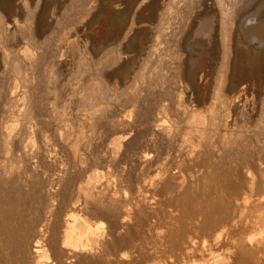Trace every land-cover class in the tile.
I'll return each mask as SVG.
<instances>
[{
  "label": "bare ground",
  "instance_id": "bare-ground-1",
  "mask_svg": "<svg viewBox=\"0 0 264 264\" xmlns=\"http://www.w3.org/2000/svg\"><path fill=\"white\" fill-rule=\"evenodd\" d=\"M219 1L211 0L208 8L214 9L219 5L218 3L222 5ZM231 1L228 3L232 4L234 9L238 1ZM9 2L10 0H0V10L8 13L5 8ZM41 2L42 0H36V8L43 9L40 25L44 17L43 13L46 12L49 4L46 1L43 4ZM117 2L119 0H104L105 6L95 18L99 20L104 13L110 14L112 18L109 19L112 29L105 34V46L110 45V47L105 50L114 52L110 60L113 65L118 63L114 69L125 80L132 69L134 60L128 53L137 51L134 41L139 37L137 34L139 31H136L132 37L130 33L134 30L133 26H127L124 21L114 16L115 12L123 11L128 3H132V0ZM20 4L18 8L24 5V3ZM220 5L219 9L217 8L219 15H226L225 25L222 26L219 34L223 48V61L221 76L213 89V98L219 100L223 97L222 103L227 107L234 106L239 110H236L239 112L237 115L242 117L247 115V112L251 113L249 117H255L259 107L261 110L258 112V118L255 117L256 123L254 122L252 126L246 125L245 128L240 129V133L235 129L238 126L235 122L229 125L226 122L220 123L222 120L216 121L219 118L216 113V102L207 107V110H211V113L208 111L211 118L207 116L209 119L207 125V119L202 118L197 121L198 118H194L197 116L196 112L188 109H185L186 111L184 110L180 116L174 115V121L169 123L164 118L158 120L160 110H156V107H147L145 102L148 97H141L140 91L130 93L127 90L128 86L124 83L125 87L114 94L117 99L126 98L136 109L134 121L128 123L132 112L123 114L121 120L116 119L118 111L115 107L117 106L113 108L115 104L113 106L111 103L105 104L106 90L100 87L96 89L92 81L88 84L83 83V87L77 90L76 95L65 93V90H58L55 87L51 94L45 83L44 85L41 82L33 84L31 79L26 78L27 76L20 75L17 69L12 71L13 75L10 77L13 81L7 84L8 80H6V90L3 94L0 92V264H264V241L253 239L255 231H258L259 235H264L262 213H257L260 214L256 215L257 218L253 217L256 219L252 221L253 236H240L235 244L233 243V248L227 246L228 250L225 253L218 252L222 244L216 248L218 244L215 241L213 246L205 248L207 254L202 248L204 245L201 247L204 251H199V255L194 254L193 248L190 250L188 246L192 239L188 240L189 236L185 235L186 229L191 227L200 231L213 230L220 223V220L216 218L214 220L213 217L221 215L225 219L232 216V219L236 218L235 214L241 207L232 204L234 193H229L226 189L232 179L235 183L241 178L244 179L248 184L246 199L255 197L253 203L264 205V193H260L259 188L260 183H264L261 177V171H264V160L251 159L248 152L249 146L253 143L252 137L258 144L264 140V130L261 128L264 122V88L262 91L257 90L261 87L252 81L246 82L248 78L246 69L250 64L251 68L264 72V9L250 17L245 24L238 26L228 42L225 39L226 29L232 15L229 12V15L223 13L224 8ZM24 6L25 10L28 9L26 5ZM210 10L208 9V23L217 16V12L213 11L214 14ZM17 19L15 18V21ZM6 23L7 19L4 20L3 25ZM36 29L39 30L41 27L38 26ZM210 29L208 25V44L213 39ZM161 32H163L162 28L156 30L157 34ZM88 39L89 36L86 38L87 43L82 53L85 57L94 59L100 54V50L104 49V44H101V41L94 42L93 39ZM4 42L0 38L2 55L8 49V44ZM47 46L48 44H45L39 59L33 63H31L33 59L29 61L24 59L32 56L31 51L25 46L18 50V54L24 57L21 60L24 59L27 65H34V68L38 70L40 63L45 59L52 60L57 55L47 52ZM230 54L233 55L234 67L230 65ZM61 55L60 52L58 57ZM162 55L163 52L157 51L156 48L149 49V56H155L159 62L163 59ZM236 59L239 61L235 62ZM85 61H82L83 65ZM94 64L93 66L97 65V63ZM192 64L193 57L189 47V55L181 62L182 77L175 81V84L186 89L190 88L188 91L194 95L195 85L197 82L201 83L203 79L200 78L197 81V76L192 71ZM142 76L143 74L140 75L141 78ZM159 79L162 84L166 83L164 76ZM114 86H111V89ZM246 88L253 93L257 90L259 102L256 108L246 109L242 104ZM180 97L182 96L177 97V100L179 98L181 101ZM74 101L87 105V108H94L79 113L77 107L75 112L68 115L69 117L63 115L67 105L72 102L75 104ZM229 107L228 110H230ZM184 108L190 107L184 106ZM149 119L154 121L151 120L150 123ZM157 121L160 124H157ZM146 124H151V127ZM104 129L115 130L118 134L113 140L110 139L111 146L108 147L100 138ZM218 130L222 131L219 140L221 145L213 140ZM46 131L50 132H48L49 135ZM234 132L237 135H234ZM242 133L250 135L243 136ZM35 140L38 143L36 146H34ZM211 147L213 151H219L222 154L211 155L209 152ZM155 148L158 151H166L169 157L168 152L173 153V148H176L174 157H182L177 171L182 172L188 167L195 168L196 176H183L179 183L176 182L178 184L175 185L177 186L175 190L172 189L175 184L174 175L169 168L159 173L156 171L158 177L146 178V171L155 164V161L151 160L150 152ZM258 150L261 153L264 147H259ZM110 155L111 158L108 160L107 157ZM116 156L118 159L112 160V157L114 159ZM108 161L112 162L114 167L112 180L101 182V177H98L100 181L98 182L94 180V177L90 180L88 178L90 175L87 177L88 180H84L88 167ZM146 192H150V195ZM160 216L166 217L169 224L164 241L169 243L176 252L173 261L170 258L168 263L161 258L163 252L160 246L163 242L160 234L163 233L158 231L159 227L155 223ZM249 223L251 225V222ZM236 226L238 227V224ZM205 237L203 241H206ZM205 241L202 244H206ZM190 243L192 244V241Z\"/></svg>",
  "mask_w": 264,
  "mask_h": 264
},
{
  "label": "rangeland",
  "instance_id": "rangeland-1",
  "mask_svg": "<svg viewBox=\"0 0 264 264\" xmlns=\"http://www.w3.org/2000/svg\"><path fill=\"white\" fill-rule=\"evenodd\" d=\"M45 1L49 4H48L46 12L43 13L44 17L42 19L41 25L39 24V22H40V17L42 16L41 11L43 9L41 7L36 8V5H37L36 0H31V1L30 0H10V2L7 5V8H5V10L7 9L6 11L8 13L3 12L2 9L0 10V38H2L3 42L6 38L4 43L8 44L7 45L8 49L5 51L6 53L4 52L5 54L3 53L2 55L1 54V52H3L2 44L0 43V58H1L0 59V92L2 94L6 90L5 88L6 85L10 81H13L10 77V75H13L12 71L17 69L16 71H18L20 75L24 74L25 77L27 76L26 78L31 79L33 84H38L39 82H41V84L44 85L45 83L46 88L48 87L49 89L48 92H50L51 94L53 93V87H55V89H58V90L59 89L65 90V93H71V94L73 93L74 95H76L77 90L83 87V83L88 84L92 81L96 89L100 87L101 89L103 88L104 90H106V94L104 95L105 96L104 98L106 100L103 98V100H105L104 103L105 104L111 103L112 106L113 104H115L113 108L117 106L115 107L116 111H118L117 112L118 116L116 119L121 120L120 118L123 119L122 117L123 114L129 111L132 112L131 117L128 119L129 121L128 123H131L134 121L136 109L131 105V103L126 98L117 99V97L114 94L116 93L117 90L120 91L125 86H128L127 90H129L130 93H133L135 91L137 92L140 91L139 93L141 94V97L143 98L148 97L147 101L145 102L147 107L149 106L156 107V110L158 111L160 110V113L158 114L160 118H158V120L161 118L162 119L164 118L169 123L173 122L174 115L177 114L180 116L181 114H183L185 109L186 110L188 109V110H194L196 112L194 113L197 116H195L194 118L195 119L198 118L197 121L198 120L200 121L202 118H205V120L207 119L206 120V125H207V122L209 123V119L211 118L209 116L210 115L209 113H211V110H207V107L209 108L210 107L209 105L211 103L216 102L215 103L216 113L219 116V118L216 120L217 122L222 120V122L220 123L226 122V123H229V125H232V123L235 122L238 125V126L235 125L237 127V128L235 127V129L239 130L238 131L239 133H240V129H242L243 127L245 128L246 125L252 126L254 122L256 123L257 120L255 121L256 119L255 117L258 118L257 116L259 115L258 112L261 111L260 107L255 117L254 116L249 117L251 113L249 114V112H247V115L243 116L245 118L244 119L242 116L237 115L239 113L237 111L239 110H237L234 106H230V107L228 106L230 109L228 110L227 105L222 103L223 97H220L219 100H215L213 98L214 97L213 89H215L214 88L215 84L218 78H220L221 76V63L223 61L222 60L223 59V48H222L221 41L219 39V34L221 33L222 26L225 25L224 20H225L226 15L225 14L219 15L217 8L219 9L220 3H218L219 5L214 7L215 9L214 10L213 8H208L209 2L211 0H155V1L154 0H132V3H128L126 7L124 6L125 8L123 11L115 12L114 16L115 17L117 16L120 21H124V23L129 27L133 26L134 30L131 31L130 33L132 37L136 33V31H139V33H137L139 37H137V39L134 41L136 42L135 44H136L137 51L136 52L130 51V53H128V55L134 59L133 65L131 66L132 69L128 72V76L124 80L120 77L119 73H117L114 69L117 67L118 63L113 65L111 62L112 60L111 58H113L114 52L110 53L108 52V50H105L110 47V45L105 46V34H107L108 31L112 29V27L110 26V21H109V19H112V18L110 14H106V13H104L103 17L99 18V20L95 18L96 15H98V13L100 12L101 8L105 6L104 0H42L41 3L43 4ZM120 1L122 0H119V2L117 3H120ZM229 1L228 0L219 1L222 4L220 6L224 8L223 13H227V15L229 14L232 15L230 21H228L230 23H227L228 28L226 29L225 39L228 42L232 39L234 31L235 29L238 28V26L245 24L246 21L250 17L255 16L256 14L259 13L261 9L262 10L264 9V0H237L238 1L237 4L234 5L235 6L234 9L236 8V10L232 9L233 6H231L232 4L230 5V3H228ZM20 3H24V5H26L28 9L25 10V6L23 4L21 8H18L17 6L21 5ZM208 9H211L210 12L212 13H214L213 11L217 12L216 13L217 16H215L213 21L209 23H208ZM18 17L20 20L17 19ZM15 18L17 19V21H15ZM5 19H7V23L3 25ZM208 25L211 27L210 33L213 36V39L211 43L209 44H208ZM38 26L41 27V29L39 30L36 29L38 28ZM158 28H162L163 32H161L160 34H157L156 30ZM29 32H32V33H29ZM35 33L36 34L39 33V35L36 36ZM87 36H89L88 40L93 39L94 42L101 41V44H104L103 45L104 49L103 50L101 49L100 54L94 57V59L89 58V56L85 57L82 53L83 52L82 50L84 49V45L85 43H87L86 42ZM45 44H48L47 52L53 53L54 55L57 54L56 57H53L52 60L51 58H47V60L49 59L48 61L45 59V61L40 63L38 70L37 68H34V65L33 66H31L30 64L27 65V62H25L24 59H27L28 61L29 59L30 60L33 59L31 63L36 62L39 59L40 53L45 49ZM24 46L29 51H31L32 58L31 57L24 58L22 55L18 54V50L20 48L22 49V47ZM111 46H113V44H111ZM189 47L191 48L192 57H193L192 71L195 74V76H197V81L198 79L200 80V78L203 79L201 83L196 81L197 84L195 85L194 95L188 91L190 88L186 89V88H183L182 86L179 87L177 83L175 84V81H177L179 78L181 79L182 77L181 62L183 59L185 60L186 57L189 55ZM150 48H156L157 51L163 52V55H162L163 59L161 60V62L157 61L155 59V56H152V57L149 56ZM130 50H132V48H130ZM58 52L62 53V55L59 57H58V54H59ZM232 56L233 55L230 54L229 61L231 60L230 61L231 67H234L235 64H233ZM22 58L24 59L21 60ZM85 60L86 61L90 60V61L86 62ZM82 61L83 62L85 61L84 65ZM99 61L100 63L102 61V63L101 64L98 63ZM238 61H239L238 59L235 60V62H238ZM92 62L93 64L97 63V65L93 66ZM60 65L63 70L60 68ZM251 66L252 65L250 64L249 67L246 69V76L248 77L246 79V82L249 83L252 81L258 87H261V88L256 87L257 90L261 89L262 91V89L264 88V72L257 71L256 69L251 68ZM76 68H79V69H76ZM93 68L96 70L94 71ZM98 69L100 70L101 74L104 73V75H101ZM30 70L33 72L35 70L37 71L33 73ZM38 74L39 75L41 74V75L39 76ZM142 74L143 76L141 78L140 75ZM88 75H91V76H88ZM69 76L73 78L71 79ZM161 76H164L165 78L164 80L166 81V83L162 84L160 82L159 78ZM41 78H43L42 79L43 81L41 80ZM74 78L76 79V81ZM112 79L116 80L117 82H115ZM6 80H8V82ZM77 80L80 83H82L81 86H80V83H78L79 84L78 86ZM129 82L132 84H130ZM124 83H125V86H123ZM66 86H68L67 89H66ZM111 86H114V87H112L111 89ZM113 89L114 90L116 89V90L114 91ZM181 90L182 92L180 93ZM257 90H255L256 92L253 93L252 90L249 91L248 88H246L243 94L244 96H243V103H242L246 109L256 108L258 106L259 99L257 96ZM1 93H0V96H1ZM179 96H182L180 97L181 101H179V98L177 100V97ZM51 101L53 100L51 99ZM74 102L75 104L72 102L73 104L70 103L67 105L66 111L63 112V115H66L67 117H69L70 116L69 114L75 112L77 107H78L77 111L79 113L81 112L83 113V111L85 112L89 108H94V107L87 108L88 107L87 105L85 104L82 105V103L81 102L79 103V101H74ZM184 106L190 107L191 109L184 108ZM199 110L202 112H200ZM208 111L210 112L208 113ZM163 113L165 114L164 116H163ZM207 116H209V119ZM251 118L252 120L253 119L254 120L252 121ZM151 120L154 121L153 119ZM151 120L149 119L148 121L151 123L152 122ZM157 124H160V122L157 121ZM146 125L147 126L150 125L149 127H151V124H146ZM261 128L264 130V122L261 124ZM160 131L161 130L159 128V132ZM48 132L49 131H46L47 135H49ZM221 132H222L221 130H218L213 137V140L215 142L217 141V144L219 143V140L221 139V136H222ZM235 134L236 133L234 132V135ZM241 135L249 136L250 134L242 133ZM117 136L118 134L115 133V130L104 129L101 133L100 138L105 141V144L108 147V146H111L110 141H112ZM252 140H253L252 146H249L248 148L249 157L251 159L260 158L264 160V150L261 153L258 150L259 147H264V140L260 144L255 142L253 137H252ZM35 141L36 142L34 143V146L38 144L37 140ZM219 145L221 144L219 143ZM213 150H214L213 147L209 149V152L211 155L218 156L222 154L219 151H213ZM176 151L177 149L173 148V153ZM150 152H151V157H152L151 160L155 161V164L154 166H152L150 169L146 171V174H145L146 178L158 177L156 171H158L159 173L161 170L165 168H169L172 170L173 175H174L175 184L172 186V189L175 190L177 189V186L175 185H177L184 177L186 176L195 177L196 176L195 168L188 167V168L183 169L182 172L177 171V167L181 164L180 162L182 160V157H177V158L174 157L175 155H173L172 151L168 152L170 157L167 155L166 151H163V152L158 151L156 148ZM109 158H111V155L107 157L108 160ZM115 158L118 159V156L114 157V159L112 157V160H116ZM169 159L171 160V162ZM166 160H169V161H166ZM261 172H262L261 177L262 179H264V171H261ZM113 174H114L113 163L112 162L110 163V161H108L107 163H104V164H95V166L88 167V171L86 172L84 180H88V178L90 180L94 178H95L94 180H98V177H101V180H102L101 182L103 181L106 182L107 180H112V178H114ZM98 182L100 181L98 180ZM95 183H97V181ZM259 188L261 190L260 193L262 192L264 193V183H260ZM226 189H227V192L234 193L232 204L240 205L241 208L239 211L236 212L235 219H232L233 216L228 219L222 218L223 216L221 217V215L218 217H213L214 220L215 218L216 220L218 219V221L220 220V223L213 230H210V231L201 230L200 231V229L195 230L193 229V227L189 228L190 230L186 229L185 235L189 236L188 240L190 238L192 239L189 241L188 246L190 250L192 248L194 249V250L192 249L194 254L199 255L201 251L205 250V248L208 249L207 246H210V245L213 246L215 241H216V244H218L216 248H218L222 244L221 245L222 247L221 246L219 247L218 252L220 251L221 253H225L228 250V247L233 248V243L235 244L236 239H238L240 236L249 237L250 235L254 233H256L254 234L256 237L252 235L253 239L255 238L254 240H259L262 242L264 241L263 240L264 235L263 234L259 235L258 231L254 232L253 230L254 228L252 226L253 219L254 221L256 220L253 217H255L256 215L258 216L262 213L263 218H264V205H260V204L256 205V202L253 203L252 201L254 200L255 197H252V198L250 197L249 199L248 198L246 199V195H248V184L242 178L236 183L232 179L228 188L226 187ZM146 194L150 195V192H146ZM243 213H244V217H243ZM257 213H260V214H257ZM259 218H261V220L263 219L261 216ZM208 220L210 221V219ZM222 222H224L225 224ZM249 222H251V225ZM155 223L159 227L158 231H160V233H163V234H160L161 241L163 242V245L160 246L163 252L162 253L163 255L161 258L164 259V261L167 260V263H168V261L171 260L170 258H172V261H173V259L175 258L174 257L175 253H176L173 251V248L170 246V244L164 241V235H166L167 228L169 227L168 219L164 216H160V219L155 220ZM235 223L236 225L238 224V227L235 225ZM223 226L225 227L223 228ZM240 226H242L241 228L242 229L244 228V229L242 230ZM191 234L192 236H190ZM204 236H206L205 237L206 241L205 240L204 241L207 242L206 243L207 245L202 244L204 243L203 241ZM261 236L263 237V239H261L262 238ZM207 237L209 240L207 239ZM217 237L219 240L217 239ZM191 241L193 245L190 243ZM203 245L204 247H202ZM201 247L204 248V250H202ZM206 250L204 252H206L207 254L208 252Z\"/></svg>",
  "mask_w": 264,
  "mask_h": 264
}]
</instances>
